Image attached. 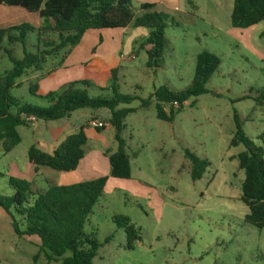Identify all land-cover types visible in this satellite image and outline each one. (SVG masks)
Masks as SVG:
<instances>
[{"label": "rangeland", "instance_id": "rangeland-1", "mask_svg": "<svg viewBox=\"0 0 264 264\" xmlns=\"http://www.w3.org/2000/svg\"><path fill=\"white\" fill-rule=\"evenodd\" d=\"M190 1L193 8L187 6L185 0L172 3L181 4L187 12L164 9L174 22H168L164 31L166 45L159 68H148L145 49L133 42L136 37H140L138 41L144 39L147 28L129 27L123 39L118 30L102 32V38L109 41H103L106 53L111 52L109 44L119 50L101 58V63L117 67L118 91L137 98L117 106L133 109L125 117L121 132L131 176L107 179L103 195L87 215L83 227V232L100 244L92 264H264V228H255L244 220L248 212L240 200L244 173L232 158L243 146L229 145L235 130L233 113H236L253 143L264 147L258 139L264 133V99L259 98L261 103L252 99L264 90V35L259 33L263 24H259L256 31L233 28L229 19L233 0ZM131 3L135 9V0ZM6 7L18 9L19 13L11 12L7 17L4 12L3 19L11 18L10 22L17 24L41 22L34 13L18 6ZM90 37L84 34V42L75 45L73 48L77 49L72 52V48L65 56L66 68L57 67L58 73L47 76L63 52L49 56L39 70L41 76L29 82H36L42 91L51 88L53 92L60 89H56L54 83L59 84L63 79L67 78V83L86 81L90 95H111L110 72L99 73L90 68L85 71L89 63L69 64L75 59H84L91 48L93 52L98 50L101 44L89 46ZM35 44L36 33L29 32L26 50L35 51ZM9 48L14 57H22L20 43H13ZM202 50L214 53L220 60L206 84L208 92L189 97L180 110L173 107L171 121L158 119L152 96L154 89L166 85L181 90L188 86L196 55ZM11 66L7 54L0 51V72ZM24 79L26 74L17 79L22 80V84L12 88L11 94L33 105L47 106L45 100L29 93L30 83ZM241 95L248 98L239 100ZM149 97L148 105L141 106V100ZM169 110L170 105H164L167 114ZM88 111L92 110L82 108L71 112V121L80 126ZM96 112L99 119L107 120V109ZM55 123L37 120L33 125H20L17 127L20 143L7 153L0 145V194H13L10 177L26 178L33 188L62 183L60 171L49 167L38 166L30 174L27 157L29 146H37L36 140L48 136L47 126ZM85 133V159H98L96 174L104 175L108 167L106 156L117 146L114 128L107 125L99 136L89 130ZM185 150L209 162L199 179L191 178V161ZM32 201L31 196L29 202ZM11 215L23 228V218L14 209ZM114 215L127 216L136 229L138 239L132 242L131 248L126 246L124 229L113 222ZM38 247L36 236L18 237L11 217L0 209V264H58L48 261L43 253L34 262Z\"/></svg>", "mask_w": 264, "mask_h": 264}, {"label": "trees", "instance_id": "trees-1", "mask_svg": "<svg viewBox=\"0 0 264 264\" xmlns=\"http://www.w3.org/2000/svg\"><path fill=\"white\" fill-rule=\"evenodd\" d=\"M0 4L19 6L28 12L37 13L41 20L38 26L20 23L0 28V51L7 54L11 68L0 72V145L4 152H9L20 143L17 127L27 125L22 114L34 115L37 120L56 121L75 110L88 108L92 111L105 108L109 116L107 123L114 128L116 149L107 154L109 172L83 181L65 185H48L33 188L25 180L10 177L9 184L14 192L11 196L0 194V209L11 217L14 233L18 237L36 236L39 247L33 256L35 262L40 253L48 261L58 264H92V259L100 247L99 242L83 232L87 215L103 195L104 186L109 177L129 179L131 167L129 156L125 150V142L121 132L124 121L132 108H117L121 103L128 104L136 99L135 95H125L118 91L115 71L117 67L108 68L111 83V95L92 96L88 93L89 82L74 81L64 84L57 91L43 92L39 85L30 83L29 93L45 100L47 106L33 105L14 97L11 90L17 87L16 80L29 69L39 70L45 59L63 52L58 62L60 66L65 56L82 39L88 30L123 29L126 27L147 28V36L138 42L145 49L148 68H159L166 45L164 36L168 22H174L167 13L156 8L153 3L138 5L137 14L132 8L131 0H0ZM230 25L233 28H249L264 20V0H233L230 12ZM29 32L36 33L35 51H27L25 41ZM5 40L7 41L6 46ZM20 43L23 55L14 57L9 46ZM220 60L217 55L208 50H202L196 55L192 80L181 90L170 89L166 85L155 88L152 96L155 100L158 119L171 121L173 118L172 101H177L180 110L189 97L207 93L206 84L212 73L218 68ZM52 68L51 70H54ZM84 87H82V86ZM264 90L252 99L261 103ZM248 98L241 95L240 99ZM150 97L141 100V106H147ZM194 103V102H193ZM193 103L191 105H193ZM170 105L169 113L164 111V105ZM235 130L230 138L231 147L243 146V150L234 158L238 168L243 170L241 182V202L247 206L244 216L246 223L255 228H264V147L255 145L245 133L243 125L236 113H233ZM105 127L96 128L101 132ZM264 145V133L258 136ZM87 136L81 126L75 132L67 135L51 152L41 150L35 145L29 146L27 157L36 169L38 166L49 167L56 171L68 172L77 168L84 156L83 146ZM190 158V175L193 180L199 179L209 166L206 159H200L185 150ZM33 197L30 203L29 198ZM11 209L24 220L20 228L17 220L11 215ZM113 222L123 228L126 236V246L132 247V242L138 239V234L130 220L125 215H114Z\"/></svg>", "mask_w": 264, "mask_h": 264}, {"label": "crops", "instance_id": "crops-1", "mask_svg": "<svg viewBox=\"0 0 264 264\" xmlns=\"http://www.w3.org/2000/svg\"><path fill=\"white\" fill-rule=\"evenodd\" d=\"M176 1L180 2L181 0H176ZM135 2H136V8L135 9L133 8V9L135 10V12L137 14L140 13L138 11V5L141 4V3H145V2L155 4L156 8L159 9V10H162V11H164V9H169V10L172 9L174 11L187 12L186 7L181 6V4L172 5L173 0H135ZM185 3H186L187 6H190V7L193 8V6L190 5V3H191L190 0H185ZM22 10H25V9L22 8ZM25 11H27V10H25ZM4 12H6L7 17L10 16L11 12H16V14L19 13L18 9H11L10 7H6V5L4 6V5L0 4V13H1L0 28H4V27L10 26V25L17 24L16 21H13V22L11 21L10 22L11 18L3 19L2 18V14H4ZM34 14L36 15L37 19H39L38 14L37 13H34ZM6 20H7V22H5ZM259 24H263V29L259 30V33H260V35H264V20L262 22L256 24V25L252 26V27H249V28H252V30L256 31V28H257V26H259ZM33 25L34 26H38L39 25L38 20ZM129 27H131V26H129ZM129 27H126V28H123V29L88 30L87 32L84 33V34H90V36H91L90 40L89 41L87 40V42H89V44H90L89 46H91V45L92 46L93 45H98L99 46L101 44L99 46V48H98L99 52H98V50H95V52H93L92 48H91V50H90L91 53H88V56L86 55L84 59H81V60L75 59L69 64H71V65H82V64L86 65L87 63H89V65H86L84 67L85 71H88L89 68H90V69H93L95 71L98 70L99 73L109 72L108 68H110L112 66H107V65H104L103 63H101V58H106V57H108V56H110L112 54H115V53H117V51L119 49L116 48V47H113L112 45L109 44V46H110L109 49H110L111 52L106 53L105 48L103 47V45H105V43H103V41H106V43H108L109 41H108V38H102V32H106L107 30H118L120 32V36L122 38L125 35L124 33L128 32ZM147 33H148V31H147ZM105 35H108V37L110 36L111 40L113 39L110 34L105 33ZM83 36H82V39H81V41L79 43L84 42ZM138 39L140 40V37L139 38L136 37L133 40V42L136 43L137 45H138V42H140V41H138ZM122 41H121V45H122ZM76 49H77L76 47L73 48L72 52L74 50H76ZM67 57H69V56H67ZM64 62L65 61H63L62 63H64ZM57 67H59L61 69V67L66 68L67 66H65V63L60 65V66H58V62H56L53 65V67H52V68H55V69L54 70H50L47 73L48 74L47 76H49L50 73H53L55 71L56 72L54 73V75L56 73H58L60 69H57ZM29 70H28L29 72L27 71L28 73L27 72L25 73L26 74V79H24L25 81H28V82L31 81L32 79L40 77L41 74H42L39 71L40 69L39 70L29 69ZM67 81H69V80H67V78H66V79H63V81L61 83H59V84H57L55 82L54 84H56V89L61 88L64 84L67 83ZM16 83L19 86V85L22 84V80H16ZM39 87H41V86H39ZM50 89L51 88H46V89L43 90V92L51 91ZM71 116H72V113H70L69 116H67V117H64L62 119L56 120L55 124L48 125L47 126V131H48L49 135L48 136L44 135V138L36 140V141H38L37 147L40 148L41 150H44V151H47V152H51L58 146V144L61 141L64 140V138L67 135H69V134L73 133L74 131L78 130L81 126H83L84 131H88L89 130V131H92L93 133H95L96 136H99L100 132H97L95 128H92L91 126L88 125V121H89V119L91 117H95V116L98 117V114H97L96 111H88V113L86 112L83 115L82 123L80 124V126H78L76 124L77 122L73 123L71 121ZM28 125H30V124L27 123V125H25V126H28ZM108 126H110V125L108 124ZM18 134H19V132H18ZM235 147H237V146H235ZM240 151L241 150L236 152V154L239 153ZM236 154H233L232 158H234V156ZM85 158H86V155H85V152H84V156L80 160V162H79V164H78V166H77V168L75 170L68 171V172H61L60 171L59 172V177H60V182H62V183H59V184H56V185L72 184V183H75V182H78V181H83V180H87V179H90V178L98 177L96 173H97V167H98L99 160L98 159H90V158L89 159H85ZM106 158H107V156H106ZM95 161H96V163H95ZM33 166L34 165L29 162L30 174L34 173L36 171V169H34ZM37 171H39V169H37ZM108 172H109V166L107 167V172L104 175H107ZM94 174H96V176ZM23 179L27 180L26 178H23ZM35 188H39V187H35Z\"/></svg>", "mask_w": 264, "mask_h": 264}, {"label": "built area", "instance_id": "built-area-1", "mask_svg": "<svg viewBox=\"0 0 264 264\" xmlns=\"http://www.w3.org/2000/svg\"><path fill=\"white\" fill-rule=\"evenodd\" d=\"M186 103V101L184 102ZM173 107H177L179 104L177 101H172L170 103ZM22 118L24 119V121L26 123L29 124H34L37 119L34 115H26V114H22ZM88 125L91 126L92 128H99V127H106L108 125L106 120H101L98 117H91L88 121Z\"/></svg>", "mask_w": 264, "mask_h": 264}]
</instances>
